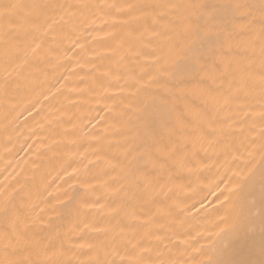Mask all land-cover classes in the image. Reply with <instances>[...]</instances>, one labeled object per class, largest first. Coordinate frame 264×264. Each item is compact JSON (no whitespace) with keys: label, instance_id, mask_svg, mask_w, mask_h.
I'll list each match as a JSON object with an SVG mask.
<instances>
[{"label":"bare ground","instance_id":"1","mask_svg":"<svg viewBox=\"0 0 264 264\" xmlns=\"http://www.w3.org/2000/svg\"><path fill=\"white\" fill-rule=\"evenodd\" d=\"M9 2L24 7L0 19V264H206L225 213L231 258H264L259 90L230 87L259 72L262 0ZM210 19L211 40L195 31Z\"/></svg>","mask_w":264,"mask_h":264},{"label":"snow or ice","instance_id":"2","mask_svg":"<svg viewBox=\"0 0 264 264\" xmlns=\"http://www.w3.org/2000/svg\"><path fill=\"white\" fill-rule=\"evenodd\" d=\"M24 6L19 3L9 2L5 4H0V19L6 21L9 24L16 22L17 17L19 16L20 10ZM112 8H117V5H111ZM128 8L137 7L135 5H128ZM147 7V6H144ZM172 7H189V8H197V7H204L202 5H172ZM223 7L231 8L234 12L239 13L240 17L244 21H249V17L251 13L248 9L251 8L250 5L236 3L225 5ZM260 25H261V43H260V68L259 72L255 73L252 71L250 65L243 66L238 74L233 76L232 81L230 82V87L234 89L232 96L239 100L241 97H248L251 96L253 91L258 89L259 90V116L262 122H264V0L261 2L260 7ZM194 26L193 21L188 22V29L189 33L192 32ZM235 29H232L234 31ZM195 31L197 34H203V37L206 39H213L217 36V29L210 19L204 25H195ZM231 39V37H229ZM252 110L249 109L246 112V115H251ZM264 128V126H262ZM261 149L264 151V142L261 144ZM251 155V153H249ZM262 161H264V156H262ZM254 173L249 171L248 174L241 176L239 173H234L233 176L235 177V184L237 186H242L251 181L252 176ZM261 176H262V184H261V191H260V252L261 256L264 257V166L261 169ZM230 194H232V189L229 188ZM219 199V197H218ZM228 199V197H225ZM254 204L255 201H252ZM231 204V201H229ZM4 211L7 212V208H4ZM243 220L247 223L248 227L251 228L255 224V217L251 214V211L243 216ZM220 233H224V237L222 238L219 246L215 250V256L210 258L206 264H264V258L261 260L253 261V260H236L231 258V242L233 239H241L240 236V224H238L232 217L231 213H225V215L221 218L220 223L217 225ZM4 239H7V233L3 234ZM19 239H24L20 237ZM31 244L35 245L38 241L35 240L33 237L30 241ZM151 249L145 248L144 252H150ZM10 264H57L56 261L52 260H31V259H23L20 261H12ZM115 264V262H113ZM121 264H166L165 261H145L142 259L136 260H122ZM197 264H204V262H197Z\"/></svg>","mask_w":264,"mask_h":264}]
</instances>
